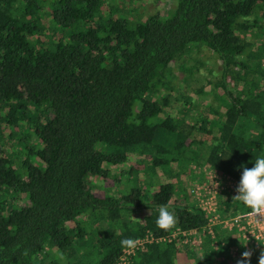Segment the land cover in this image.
<instances>
[{
	"label": "trees",
	"instance_id": "16d2710c",
	"mask_svg": "<svg viewBox=\"0 0 264 264\" xmlns=\"http://www.w3.org/2000/svg\"><path fill=\"white\" fill-rule=\"evenodd\" d=\"M173 1L165 15L130 21L105 0H0V264H214L216 251L196 258L194 243L183 247L184 232L197 231L191 242L208 223L191 164L239 183L241 166L264 156V0ZM192 46L217 66L211 90L197 89L218 101L205 103L207 117L166 112L172 64ZM161 131L175 135L171 146ZM15 134L25 146L8 152ZM122 164L154 174L178 166L192 184L94 191L91 177L108 181ZM232 197H220L224 217L249 211ZM164 204L176 216L169 231L156 226ZM103 221L114 236L95 228ZM218 227L222 239L236 234L228 248L246 245ZM148 234L154 241L122 260L120 241Z\"/></svg>",
	"mask_w": 264,
	"mask_h": 264
},
{
	"label": "rangeland",
	"instance_id": "374dc122",
	"mask_svg": "<svg viewBox=\"0 0 264 264\" xmlns=\"http://www.w3.org/2000/svg\"><path fill=\"white\" fill-rule=\"evenodd\" d=\"M173 0H105V6L107 8H118L122 12L124 16H126L130 21L138 20L141 18L142 20L146 19L147 16L154 14V13H161L163 15L167 14L170 8L173 6ZM211 53L206 48H199L196 46H192L188 49L186 55L175 64H172L173 72L171 77L173 78V82L175 88L173 92V103L171 107L166 109L167 113L176 114L178 116L179 111L184 110L183 113H187L188 116H196L199 115V112L205 114V117L208 115L209 108L205 106V103L210 104L212 100L210 97H214L211 93L206 95H198L197 89L204 85L207 88V91L211 90L209 86V78H213L214 69H217V66L211 63ZM203 60V61H202ZM202 61V62H201ZM178 76L180 80H178ZM179 82V83H178ZM196 103L201 104V108L197 109L199 105L196 107ZM213 105L218 108L219 104L218 101L213 100L211 102ZM196 104V105H195ZM205 106V107H204ZM207 120L203 119L200 120V125H206ZM218 127L214 126L213 134H218ZM158 136L160 137L159 140L161 143L172 145L175 140V135L173 133L167 131L159 132ZM20 136H15L11 138L7 144L8 152H13L17 149L24 148L25 144L20 140ZM18 161V160H17ZM143 167L149 165V161L142 163ZM17 166V164H16ZM192 168L195 169V184H192L191 177L188 176H181V171L178 166H173L172 170L165 173L162 169H158L157 174L147 172L145 169L141 168L140 171L130 172V164H122V165H110V176L108 181H102L100 178L91 177V185L93 186L94 191L98 193H105L106 191H111L113 193L119 194L129 190L133 186L139 185L153 191L157 188L158 183L166 182V181H173L175 182L178 187L182 188L184 186H190L192 184L193 188L197 183L205 184L208 181V177L206 174V168L202 166H195V164H191ZM195 179L193 181H195ZM156 182L157 184H155ZM145 184V185H144ZM152 184V185H151ZM151 185V186H150ZM195 190V189H194ZM10 193V192H8ZM234 196V195H233ZM22 199V197H19ZM18 199V198H17ZM25 200H19L17 203L23 204ZM142 213L136 214L134 217L141 219ZM70 225H73L72 223ZM96 229H100L105 233H111L114 236L115 228L111 227L107 222H101ZM220 230L225 229L224 226L218 227ZM215 232V236H216ZM233 234V235H232ZM203 234L202 236H198L196 239H192L190 241V236H185L183 241V247L192 246L191 244L194 243V247L197 257L201 256L202 252L212 250L215 252L213 263L214 264H237L238 261L242 259V253L244 251H250L252 253L250 260H258L259 264V256L261 251H255L252 248L242 244L239 242L238 244L228 248L232 243V240L236 237L235 233H231L228 235L229 238L222 239L223 236L215 238L213 240V236ZM233 236V237H232ZM206 238L211 239V244L208 246L206 243ZM228 240H230V245ZM235 240V239H234ZM201 243H200V242ZM201 246V247H200ZM203 246V248H202ZM208 246V247H204ZM212 246V247H211ZM220 247L225 248V252L222 253ZM242 247V248H241ZM51 258H57L58 260H62L63 262L64 257L59 254V252L55 249L50 251L48 254ZM193 258V257H192Z\"/></svg>",
	"mask_w": 264,
	"mask_h": 264
},
{
	"label": "built area",
	"instance_id": "2783aa9c",
	"mask_svg": "<svg viewBox=\"0 0 264 264\" xmlns=\"http://www.w3.org/2000/svg\"><path fill=\"white\" fill-rule=\"evenodd\" d=\"M206 174L208 181L205 182V184L197 183L194 190L197 206L208 215V223L204 227L203 233L214 237L215 228L218 226H224L229 231H236L238 236L248 247L257 251H264V229L257 227L248 219L243 218L247 215L248 211L230 217H224L219 211L220 197L230 190L233 192V195H236V188L239 184L238 181L233 177L220 173L214 169H206ZM214 176L215 180L219 182V187L217 188H215ZM176 232L173 233L174 237H176ZM196 232V230L189 233L184 232V236ZM252 233L258 237V241ZM135 241L137 242V247L135 249H126L122 260L126 261L129 255L134 254L136 249L142 248L146 242H153L154 236L148 234L145 238H139Z\"/></svg>",
	"mask_w": 264,
	"mask_h": 264
},
{
	"label": "clouds",
	"instance_id": "9594fccd",
	"mask_svg": "<svg viewBox=\"0 0 264 264\" xmlns=\"http://www.w3.org/2000/svg\"><path fill=\"white\" fill-rule=\"evenodd\" d=\"M241 167H243V171L236 188L237 194L232 197V200L242 202L249 209L247 215L243 217L244 219H248L257 227L264 229V156L257 157L254 166L251 168L243 165ZM217 187H219V182L215 180V188ZM158 212L156 226L159 229L169 231L175 227L176 216L169 210L167 204L161 205ZM252 235L258 241V237L253 233ZM120 244L122 248L126 249H135L137 247V242L133 238H125L120 241ZM251 255L250 251H244L242 259L237 264H250ZM259 264H264V251H261L259 256Z\"/></svg>",
	"mask_w": 264,
	"mask_h": 264
},
{
	"label": "crops",
	"instance_id": "0c3cea01",
	"mask_svg": "<svg viewBox=\"0 0 264 264\" xmlns=\"http://www.w3.org/2000/svg\"><path fill=\"white\" fill-rule=\"evenodd\" d=\"M251 41H252V42H256V41H257V42H260V41H259V38L255 39V40H251Z\"/></svg>",
	"mask_w": 264,
	"mask_h": 264
}]
</instances>
